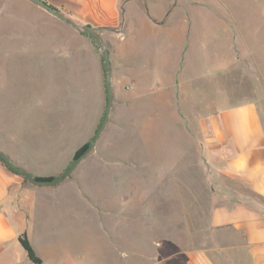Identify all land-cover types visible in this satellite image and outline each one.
Segmentation results:
<instances>
[{
	"label": "rangeland",
	"instance_id": "374dc122",
	"mask_svg": "<svg viewBox=\"0 0 264 264\" xmlns=\"http://www.w3.org/2000/svg\"><path fill=\"white\" fill-rule=\"evenodd\" d=\"M143 2L158 23L188 26L179 75L164 79L172 32L132 47L99 32L113 89L104 130L62 183L24 181L37 191L26 235L46 263L189 264V253L206 251L232 264L208 245L212 210L246 201L264 213V200L222 174L227 152L210 145L206 126L216 108L246 100L264 116V0ZM126 50L142 69L136 78ZM105 106L92 40L27 0H0V151L35 177H57Z\"/></svg>",
	"mask_w": 264,
	"mask_h": 264
},
{
	"label": "crops",
	"instance_id": "0c3cea01",
	"mask_svg": "<svg viewBox=\"0 0 264 264\" xmlns=\"http://www.w3.org/2000/svg\"><path fill=\"white\" fill-rule=\"evenodd\" d=\"M44 1L78 24L112 28L113 31H101L106 35L103 40H113L119 47H132L142 41L149 42L156 35L167 37L168 32H172L175 49L172 55L169 50L166 52L171 58L167 60L170 67L164 68L169 72L164 79L170 78L168 84L171 85L179 75L181 56L187 44L188 26L185 22L171 27L165 25L166 21L158 23L157 19L148 16L147 7H138L137 2L144 4V0ZM152 14L159 17L154 9ZM123 55L130 62V75L135 78L141 75L142 69L137 66L139 62L132 63L135 52L126 50ZM143 71H147L145 67ZM147 72L156 73L153 69ZM206 123L212 134L208 139L210 145L227 152L222 174L241 180L253 194L264 200V116L260 104L246 100L216 108ZM36 194L37 191L28 187L21 176L0 162V264H30L19 237L24 232L27 234L28 219L24 210L30 216V201ZM209 225L211 251L227 257L232 264H264V213L246 201L228 202L212 210ZM35 252L38 254L37 250ZM204 253H189V264H215ZM39 257L42 264H50L46 263L44 255Z\"/></svg>",
	"mask_w": 264,
	"mask_h": 264
},
{
	"label": "water",
	"instance_id": "95a60500",
	"mask_svg": "<svg viewBox=\"0 0 264 264\" xmlns=\"http://www.w3.org/2000/svg\"><path fill=\"white\" fill-rule=\"evenodd\" d=\"M31 4L41 8L46 13L51 15L52 17L56 18L57 20L71 26L74 30L79 33L87 35L95 46L100 50L101 53V63L104 71V85L106 91V106L105 112L103 117L100 121L99 126L97 127L94 135L92 136L91 140L87 148L84 152L78 156L76 159L72 161L70 166L59 176L54 177L52 179H38L37 177L30 174L26 169L19 166L17 163L12 161V159L5 153L0 151V160L13 172L19 174L21 177L25 178L30 184L39 187H52L58 185L65 181L71 173L76 169V167L80 164V162L91 152L94 147V144L100 137L104 127L107 123L111 107H112V97H113V89H112V71H111V63L109 59V52L105 47L99 32L103 30L113 31L112 28H102V27H93L87 24H78L68 18L64 13L60 10L54 8L53 6L46 3L44 0H27Z\"/></svg>",
	"mask_w": 264,
	"mask_h": 264
},
{
	"label": "trees",
	"instance_id": "16d2710c",
	"mask_svg": "<svg viewBox=\"0 0 264 264\" xmlns=\"http://www.w3.org/2000/svg\"><path fill=\"white\" fill-rule=\"evenodd\" d=\"M89 142L83 144L74 154L73 160L76 159L78 156H80L84 150L87 148ZM0 162L8 169L10 170L1 160ZM11 172H13L12 170H10ZM16 175H19L15 172H13ZM20 176V175H19ZM38 179H52L51 177L48 178H40L37 177ZM22 179L25 181L26 179L22 177ZM27 181V180H26ZM19 243L21 245V247L23 248V250L26 252V256L28 261L31 264H42V260L41 258L36 254L35 250L33 249V247L31 246V244L29 243V240L26 236V233L24 232L22 235H20L19 237Z\"/></svg>",
	"mask_w": 264,
	"mask_h": 264
}]
</instances>
